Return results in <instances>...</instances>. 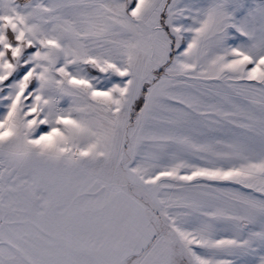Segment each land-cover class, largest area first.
<instances>
[{"label": "snow or ice", "instance_id": "snow-or-ice-1", "mask_svg": "<svg viewBox=\"0 0 264 264\" xmlns=\"http://www.w3.org/2000/svg\"><path fill=\"white\" fill-rule=\"evenodd\" d=\"M0 264H264V0H0Z\"/></svg>", "mask_w": 264, "mask_h": 264}]
</instances>
